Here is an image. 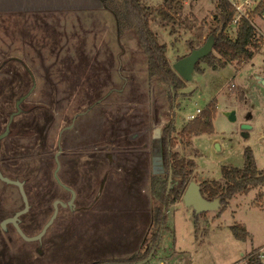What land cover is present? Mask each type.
<instances>
[{
  "label": "rangeland",
  "instance_id": "rangeland-1",
  "mask_svg": "<svg viewBox=\"0 0 264 264\" xmlns=\"http://www.w3.org/2000/svg\"><path fill=\"white\" fill-rule=\"evenodd\" d=\"M142 1L158 8L165 0ZM68 3L0 0V134L20 96L31 90L0 141L4 174L28 180L24 232H41L61 202L40 239H25L11 223L0 227V264L107 263L141 256L135 264H233L254 246L264 250L262 185L235 195L220 217L222 206L195 213L183 196L169 203L163 208L168 229L148 259L160 229L152 177L167 179L168 190L161 139L169 116L176 115L173 151L195 159L192 181L225 183L222 167H243L246 147L264 169V13L251 17L263 43L249 62L217 69L201 62L176 91L150 77L136 29L120 33L102 0ZM216 6L217 0H185L176 23L152 16L151 27L167 44L172 65L192 44L205 43ZM231 26L228 32L236 36ZM213 100V132L194 136L186 146L182 128ZM57 152L59 179L76 192L72 205H64L72 194L55 177ZM174 185L172 176L170 190ZM23 207L19 188L0 179V223ZM236 222L247 223L254 236L237 239L231 229Z\"/></svg>",
  "mask_w": 264,
  "mask_h": 264
},
{
  "label": "trees",
  "instance_id": "trees-1",
  "mask_svg": "<svg viewBox=\"0 0 264 264\" xmlns=\"http://www.w3.org/2000/svg\"><path fill=\"white\" fill-rule=\"evenodd\" d=\"M184 2L185 0H165L162 6L152 8L144 4L142 0H102L103 6L114 13L120 33L127 28L134 27L136 29L141 47L148 61V73L150 77L171 85L176 91L181 88L184 80L173 69L167 54L168 46L159 41L158 34L151 27L150 19L155 15L160 17L165 23H176L178 22ZM256 5L250 13V19L241 18L236 26V36H232L228 30L229 27H232L235 9L229 0H217L216 11L213 14L214 22L209 33L204 37V41H206L210 35L216 34L214 50L210 55L197 63V69L201 62H205L210 67L217 69L223 68L229 63L243 65L254 57L256 51L262 46L263 38L258 35L255 25L251 22V17L264 13V0H259ZM195 20L197 21L196 18ZM191 48L194 49L196 46L192 44ZM215 107L216 102L213 100L206 110H202L199 115L191 119L182 128L180 137L186 146L192 145L194 136L213 132L212 118L216 110ZM175 116V114L169 116L163 126L161 139L164 164L169 173L172 171L175 185L168 191L166 186L167 179L160 178L161 176L159 175L152 177V193L160 201V204L154 207V221L160 225L159 232L154 239V242L156 241L154 245L156 248L159 245L157 242L160 241L162 232L167 228V214L163 208L183 196L184 190L189 182L192 181L196 169L194 158L185 157L179 152L173 151V148L177 144L176 137L173 136L177 132ZM43 130L45 129L43 128ZM222 171L226 180L225 183L218 180H204L200 183L202 193L207 199L213 200L220 197L222 207L219 215L229 206L231 198L235 195L246 194L254 187L264 185V169L258 168L256 157L251 147H246L245 149V164L243 167L223 166ZM6 176L22 180L25 184L28 181L23 177H14L9 174ZM195 223L198 225L197 218ZM231 229L239 240L246 241L251 237L250 232L243 223H233ZM151 249L152 247L148 251ZM261 250L262 248H255L245 256L249 264L260 263ZM144 257L141 256L125 261L115 259L111 262L116 264H135L136 260ZM103 263L104 261H98L85 264Z\"/></svg>",
  "mask_w": 264,
  "mask_h": 264
},
{
  "label": "water",
  "instance_id": "water-1",
  "mask_svg": "<svg viewBox=\"0 0 264 264\" xmlns=\"http://www.w3.org/2000/svg\"><path fill=\"white\" fill-rule=\"evenodd\" d=\"M215 41H216V34L210 35L207 38V40L205 41V43H203L202 45L192 49L189 54L178 59L172 65L173 69L177 72V74L183 80H185V81L192 80L193 73L196 69L197 63L201 59L205 58L206 56L210 55L213 52ZM30 92H31V90L28 93L22 95L19 98V100L17 101V104H16L17 110L11 114L10 120H9L8 124L6 125L5 130L0 134V141L8 135V133L10 131L11 122L13 121L14 117L21 112V106L20 105L24 101V99L29 95ZM227 115H228L230 120H233V121L236 120L235 111L228 112ZM71 127H72V125L67 126V128H71ZM67 128H64V129H67ZM243 128H245V129L250 128V125L244 124ZM60 149H61V146H60ZM59 153L60 152H57V154H56L57 167L55 170V177L58 180V182L60 184H62L64 187H66L72 194L69 202L67 204L64 203V205L65 206L68 204L72 205L74 202V199L76 197V192L72 188H69L66 185H64L59 179V176H58V170L60 168V162L58 159ZM0 179L4 182L8 183V184L16 185L19 188V191L22 195V199L24 202V207L22 209L18 210L17 212H15V214L13 216H9V217L3 219L0 223V227H2V228L6 227L7 224L11 223L15 226L17 232L22 237H24L25 239H27V240L40 239L45 234V232L47 231V229L51 225V223H53V221L55 220V218L58 214L59 204L61 203L60 200H57V202L55 203L54 213H53L52 217L50 218V220L42 228L41 232H39L38 234H36L34 236H29L24 232V230L22 229V227L20 225V217L23 214H25L30 208L29 198H28V195H27V192L25 189V182L22 180L13 179L9 176L4 175L2 170H1V167H0ZM171 182H172V171H170V173H169L168 191L170 190ZM183 199H184V202L187 206H190L194 209L195 213H203V212L208 211V210H216V209L220 208V206L222 205L220 197H217L213 200L207 199L202 193L200 184L197 183L196 181H190L189 182L186 189L184 190ZM157 243H159V242H157ZM155 249H156V246H154L153 250L150 252L148 259L150 257H152ZM103 264H115V263L107 262V263H103Z\"/></svg>",
  "mask_w": 264,
  "mask_h": 264
},
{
  "label": "built area",
  "instance_id": "built-area-1",
  "mask_svg": "<svg viewBox=\"0 0 264 264\" xmlns=\"http://www.w3.org/2000/svg\"><path fill=\"white\" fill-rule=\"evenodd\" d=\"M235 9V16L232 21V25L237 26L241 18H249L250 13L254 9V5L259 2V0H229ZM252 22V21H251ZM253 23V22H252ZM201 109H197V114L191 115L190 120L194 119L197 115L201 113ZM233 264H249L246 260H240Z\"/></svg>",
  "mask_w": 264,
  "mask_h": 264
},
{
  "label": "crops",
  "instance_id": "crops-1",
  "mask_svg": "<svg viewBox=\"0 0 264 264\" xmlns=\"http://www.w3.org/2000/svg\"><path fill=\"white\" fill-rule=\"evenodd\" d=\"M70 1H72V0H52V4H55V5H57V4H62L64 7H65V4L67 5V4H69L68 2H70ZM73 1H75V0H73ZM86 1V0H85ZM232 199V198H231ZM230 203H231V200H230ZM230 205V204H229ZM221 215H219V217H220ZM239 223H243V222H239ZM246 227H247V229H249L248 228V226H247V223H243ZM249 232H250V234H251V236H254V234L250 231V230H248ZM247 241V240H246ZM255 248H262V250H261V253H262V255H261V260H260V263L259 264H264V260H263V258H264V250H263V246H254L251 250H249V251H247V252H242V257H243V259L244 260H246L244 257L249 253V252H251L253 249H255ZM238 261V259L237 260H235L234 262H237ZM233 262V263H234Z\"/></svg>",
  "mask_w": 264,
  "mask_h": 264
},
{
  "label": "flooded vegetation",
  "instance_id": "flooded-vegetation-1",
  "mask_svg": "<svg viewBox=\"0 0 264 264\" xmlns=\"http://www.w3.org/2000/svg\"><path fill=\"white\" fill-rule=\"evenodd\" d=\"M55 160H56V157H55ZM57 163V162H56Z\"/></svg>",
  "mask_w": 264,
  "mask_h": 264
}]
</instances>
